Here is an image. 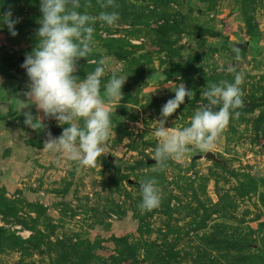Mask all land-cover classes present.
Here are the masks:
<instances>
[{
  "label": "rangeland",
  "instance_id": "1",
  "mask_svg": "<svg viewBox=\"0 0 264 264\" xmlns=\"http://www.w3.org/2000/svg\"><path fill=\"white\" fill-rule=\"evenodd\" d=\"M81 3L90 15L105 10ZM116 3L119 22H97L94 51L76 73L83 79L104 59L101 95L113 73L126 78L93 167L46 150L43 128L24 124L30 81L13 68L38 43L40 0H0V264H264V0ZM10 6L16 36L2 20ZM245 40L237 61L234 43ZM232 65L245 72L244 107L210 150L220 161L190 145L153 171L162 106L183 83L193 96L165 127L189 126L206 86L233 81ZM152 177L161 203L145 212L140 183Z\"/></svg>",
  "mask_w": 264,
  "mask_h": 264
},
{
  "label": "clouds",
  "instance_id": "2",
  "mask_svg": "<svg viewBox=\"0 0 264 264\" xmlns=\"http://www.w3.org/2000/svg\"><path fill=\"white\" fill-rule=\"evenodd\" d=\"M105 9L97 16L87 11H79L81 0H40V27L36 30L38 43L33 51L25 55L21 67L29 78L28 90L24 92L20 109L24 124L37 131L43 127L44 118L56 119L64 127L59 137L49 132L44 148L61 151L68 159L84 166H95L104 154V145L113 131L110 105L122 99V87L126 78L111 76L101 95V78L105 73V61H96L97 67L81 79L76 73L78 62L86 59L94 51V34L97 22L111 27L120 20L116 0H99ZM108 9H112L109 11ZM3 23L12 36L18 35L15 25L20 18H13L11 6L3 13ZM236 60L239 61L240 49L235 47ZM234 76L233 81L225 79L208 84L201 96L208 102L198 108L190 119V125L182 128L165 127L167 118L172 116L185 98L191 100L193 91L181 83L174 90V98L169 99L161 108V118L155 136L159 139L153 160V171H163L169 159H180L195 146L202 152H209L220 134L233 118L240 115L237 109L244 107L242 85L245 72L235 65L227 68ZM31 105H35L44 116L34 115ZM218 108V110H217ZM83 120V126L74 121ZM141 202L138 208L152 211L160 206L161 190L155 177L146 178L140 183Z\"/></svg>",
  "mask_w": 264,
  "mask_h": 264
},
{
  "label": "water",
  "instance_id": "3",
  "mask_svg": "<svg viewBox=\"0 0 264 264\" xmlns=\"http://www.w3.org/2000/svg\"><path fill=\"white\" fill-rule=\"evenodd\" d=\"M247 44H248V41L245 40L243 42L234 43V47H242V46H246ZM16 58H17V62H16V65L14 66V68H13L14 73L17 74V75H25V74H27L26 70L21 67L22 63L24 62L25 55L22 54V53H18ZM62 131H63V127L62 126L56 125V124H53V123H46L45 127H43V132L47 136H48V133L50 132L53 137H59L62 134ZM203 157L211 159L213 161H220L219 159H217L215 157L214 153H212L211 151H209L207 153L204 152L203 153Z\"/></svg>",
  "mask_w": 264,
  "mask_h": 264
},
{
  "label": "trees",
  "instance_id": "4",
  "mask_svg": "<svg viewBox=\"0 0 264 264\" xmlns=\"http://www.w3.org/2000/svg\"><path fill=\"white\" fill-rule=\"evenodd\" d=\"M260 260H264V254L262 256H259Z\"/></svg>",
  "mask_w": 264,
  "mask_h": 264
}]
</instances>
